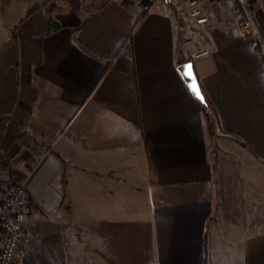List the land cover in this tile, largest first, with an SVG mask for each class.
Returning <instances> with one entry per match:
<instances>
[{"label": "crops", "instance_id": "1", "mask_svg": "<svg viewBox=\"0 0 264 264\" xmlns=\"http://www.w3.org/2000/svg\"><path fill=\"white\" fill-rule=\"evenodd\" d=\"M104 1L0 0V186L38 213L17 264H264V0L260 39Z\"/></svg>", "mask_w": 264, "mask_h": 264}, {"label": "built area", "instance_id": "2", "mask_svg": "<svg viewBox=\"0 0 264 264\" xmlns=\"http://www.w3.org/2000/svg\"><path fill=\"white\" fill-rule=\"evenodd\" d=\"M161 1L168 3L182 20L193 22L201 29L208 28L213 22L207 6L217 0H148L144 10H154ZM228 1L243 16L221 25L233 36L260 39L261 31L253 17V1ZM28 203L24 184L8 181L0 186V264H17L22 247L30 242L31 237L24 225V207Z\"/></svg>", "mask_w": 264, "mask_h": 264}, {"label": "rangeland", "instance_id": "3", "mask_svg": "<svg viewBox=\"0 0 264 264\" xmlns=\"http://www.w3.org/2000/svg\"><path fill=\"white\" fill-rule=\"evenodd\" d=\"M216 4H218V5H216ZM237 10L238 9L236 7H234L233 4L230 3L228 0H222V1L217 0L216 2H213L207 6L208 13L215 20L219 15H223L225 17V19H228V20L238 19V18L243 16V13H241ZM32 213L38 214V213H36L35 210L34 211L30 210V211L24 212V216H25L26 221L29 220L30 215Z\"/></svg>", "mask_w": 264, "mask_h": 264}, {"label": "water", "instance_id": "4", "mask_svg": "<svg viewBox=\"0 0 264 264\" xmlns=\"http://www.w3.org/2000/svg\"><path fill=\"white\" fill-rule=\"evenodd\" d=\"M169 1V0H168ZM179 71L181 72L184 80L186 81L191 93L193 94L194 97L199 99L201 102L205 103L206 98L205 95L202 91V87L200 84V81L198 79L197 73L194 68V63L192 61H188L185 63L180 64L179 66ZM195 85V87L199 90L201 96L203 97V100H201L193 91H192V86Z\"/></svg>", "mask_w": 264, "mask_h": 264}, {"label": "trees", "instance_id": "5", "mask_svg": "<svg viewBox=\"0 0 264 264\" xmlns=\"http://www.w3.org/2000/svg\"><path fill=\"white\" fill-rule=\"evenodd\" d=\"M109 0H105L103 2V4H101L100 6L96 7V9H103L107 3H108ZM56 9V4L55 3H51L49 5L46 6V11L48 13L51 14L52 16V13L53 11ZM204 107H205V117L207 119V123H208V127H209V132L211 133V135H214V121L212 119V115H211V112H210V104H209V101L206 100V102L204 103Z\"/></svg>", "mask_w": 264, "mask_h": 264}, {"label": "snow or ice", "instance_id": "6", "mask_svg": "<svg viewBox=\"0 0 264 264\" xmlns=\"http://www.w3.org/2000/svg\"><path fill=\"white\" fill-rule=\"evenodd\" d=\"M192 91L201 99L203 100V97L201 96L199 90L195 87V85L192 86Z\"/></svg>", "mask_w": 264, "mask_h": 264}]
</instances>
